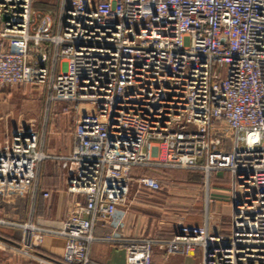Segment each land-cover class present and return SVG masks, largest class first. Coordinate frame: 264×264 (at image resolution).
Segmentation results:
<instances>
[{
	"label": "built area",
	"instance_id": "built-area-1",
	"mask_svg": "<svg viewBox=\"0 0 264 264\" xmlns=\"http://www.w3.org/2000/svg\"><path fill=\"white\" fill-rule=\"evenodd\" d=\"M34 1L0 0V87L43 88L46 120L74 112L72 147L48 151L46 120H20L0 147V205L35 186L45 160L84 204L57 227L0 218L29 230L34 246L63 237L60 260L33 264H93V242L122 241L94 226L158 193L153 172L172 168L205 175V221L177 215L170 238L131 240L143 264L160 243L166 257L198 250L199 264H264V0H59L55 20ZM219 171L234 176L218 192L231 207L228 234L208 211Z\"/></svg>",
	"mask_w": 264,
	"mask_h": 264
},
{
	"label": "crops",
	"instance_id": "crops-1",
	"mask_svg": "<svg viewBox=\"0 0 264 264\" xmlns=\"http://www.w3.org/2000/svg\"><path fill=\"white\" fill-rule=\"evenodd\" d=\"M54 5L48 9L37 8L34 1L35 14L50 13L52 19L55 20L58 9L59 0H52ZM35 22L39 23V19L35 15ZM55 27V24H54ZM53 27V29H54ZM14 46H20L19 43H14ZM31 45L29 44V47ZM48 57H51V51L48 52ZM37 53L33 52L31 60L34 61ZM15 87L26 88L30 85H13ZM6 87V86H3ZM12 87V86H10ZM36 87L42 94L43 105L41 108L40 121L46 120V102L45 91L43 88ZM1 88V87H0ZM3 94V95H2ZM9 94V93H8ZM0 96L4 99L12 96H6L3 91H0ZM20 103L17 97H13ZM12 98V100H13ZM28 106V104H27ZM29 108V106H28ZM0 115V147L8 139L9 134L17 127L20 116L17 114L8 116ZM52 111L47 115V120L44 127L45 148L50 151L54 150L55 154H67L72 147V129L67 134H57V129H67L62 117H57ZM74 126V121H73ZM40 126V131H41ZM69 131V130H68ZM69 135V136H68ZM220 174V176H219ZM234 176L228 171H219L213 174L209 180L208 189L210 195H213L215 202L208 205V211L214 213L215 217L220 220V223L214 225L213 229L221 234H228L231 230V207L225 203L221 196L212 194L211 190L220 192L222 189L213 188L214 180L223 184L225 188L231 186ZM205 193L204 204L200 215L189 214L185 218V222L189 224L201 225L205 221V199L206 187L203 181ZM48 191L49 196L44 197L43 192ZM143 197L134 203L132 208H119L109 222L99 221L94 226V234L98 237H103L111 234L113 237L120 239L119 243L109 240H97L90 246V257L93 264H143L142 252L140 248L135 247L131 240L138 237H149L155 240H166L170 238L174 232V223L166 226L162 221L152 222L151 227L143 224V217L139 212L142 211L138 207H145L155 203ZM84 204V197L79 196L75 200L64 190L62 181V170L59 164L52 160L43 161L38 169L37 181L35 186L26 192L17 196L12 206L0 205V218L8 219L16 223L33 222L42 226L57 227L62 221L71 215H77L79 207ZM144 209V208H143ZM138 213L137 215L135 213ZM144 214V213H142ZM157 216V215H156ZM83 217H86L85 215ZM152 217V216H151ZM155 219V217H152ZM64 239L61 236L53 234H45L43 241L37 245L32 244L30 231L14 225L0 226V264H33L38 260L55 261L60 258L63 253ZM201 256L196 250L192 254L187 255H172L166 257L164 254L163 244H155L151 252V264H199Z\"/></svg>",
	"mask_w": 264,
	"mask_h": 264
},
{
	"label": "rangeland",
	"instance_id": "rangeland-1",
	"mask_svg": "<svg viewBox=\"0 0 264 264\" xmlns=\"http://www.w3.org/2000/svg\"><path fill=\"white\" fill-rule=\"evenodd\" d=\"M35 6L38 9H48L55 5L52 0H35ZM0 91H3L6 96L9 95L12 96V98L17 97L22 102L27 101L29 106L28 108L27 104L20 103L14 98L13 100L10 97L4 99L3 96H0V115L3 116L9 113L8 116L11 117V115H15L16 118L18 114L20 116L18 119L19 122L20 120L22 121L26 118H35L40 120L43 100L41 92L36 87L27 86L26 88H23L6 86L1 87ZM53 112H55L54 114H57V117H62L64 123L67 125V129H63V127L58 128L57 134L60 133L63 135L66 132L69 134L71 131L70 129L73 127V121L75 118L74 112L61 114L56 109L53 110ZM50 151L55 153L54 150ZM145 171L150 172L148 170ZM153 173L162 178V189L158 193L142 196L143 199H147L155 203L154 206L147 204L145 207H138L140 209L142 208V211L139 213L144 215L142 219L144 225L151 227L152 222H154L153 224L155 226L156 221H162L164 225L169 226V224L174 223V219L177 215H183L186 218L189 214H201L205 193L203 184V181H205V175L203 173L175 168L170 170H158L157 173ZM214 183L215 185L212 186L213 188L225 189L224 185L219 184L217 180H214ZM214 191L215 192H213V194L223 196L222 193H218L216 190ZM133 206L134 204H132L130 208ZM135 214L137 215L138 213L136 212ZM151 216H154L155 219Z\"/></svg>",
	"mask_w": 264,
	"mask_h": 264
},
{
	"label": "trees",
	"instance_id": "trees-1",
	"mask_svg": "<svg viewBox=\"0 0 264 264\" xmlns=\"http://www.w3.org/2000/svg\"><path fill=\"white\" fill-rule=\"evenodd\" d=\"M167 170H170V169H167ZM187 170L200 172V171H198V170H193V169H187ZM135 173H136V174H149V175L153 174V173H151V172H147V171H145V170H143V169H138V170L135 171ZM212 177H213V174L210 176L209 180H210ZM56 260H60V259L57 258Z\"/></svg>",
	"mask_w": 264,
	"mask_h": 264
}]
</instances>
